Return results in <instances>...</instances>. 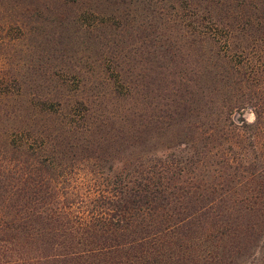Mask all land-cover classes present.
<instances>
[{"label":"rangeland","instance_id":"obj_1","mask_svg":"<svg viewBox=\"0 0 264 264\" xmlns=\"http://www.w3.org/2000/svg\"><path fill=\"white\" fill-rule=\"evenodd\" d=\"M15 255L264 264V0H0Z\"/></svg>","mask_w":264,"mask_h":264},{"label":"trees","instance_id":"obj_2","mask_svg":"<svg viewBox=\"0 0 264 264\" xmlns=\"http://www.w3.org/2000/svg\"><path fill=\"white\" fill-rule=\"evenodd\" d=\"M57 214V213H56ZM92 249H95V248H92ZM35 257L36 256H20V255H15L14 257L10 258L11 259V262L12 263H15V264H21L22 261L26 260V259H29V260H35ZM38 258V257H36ZM17 262V263H16Z\"/></svg>","mask_w":264,"mask_h":264}]
</instances>
